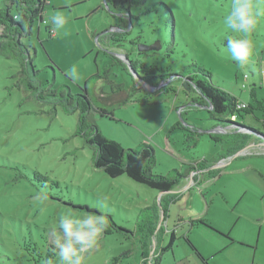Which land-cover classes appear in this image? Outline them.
I'll return each instance as SVG.
<instances>
[{
  "label": "rangeland",
  "instance_id": "obj_1",
  "mask_svg": "<svg viewBox=\"0 0 264 264\" xmlns=\"http://www.w3.org/2000/svg\"><path fill=\"white\" fill-rule=\"evenodd\" d=\"M45 1L44 19L50 27L54 12H62L68 19L61 31L52 28L53 38L43 22L35 24L29 43L36 51L34 64L41 71L38 79L43 85L49 83L55 89L65 85L73 93H80L91 76L111 68L109 74L103 70L101 78L88 83L95 106L92 116L103 135L124 148H138L145 142L152 145L157 156L156 174L166 175L172 169L185 171L193 159L211 163L212 169L210 165L199 168L197 164L196 169L202 170L193 176L197 184L201 174L207 178L214 171L219 174L242 150L259 144L251 142L233 156H220L222 151L216 153L223 143L212 140L210 134H226L231 129H210L208 110L190 101L194 90L181 83H165L155 89L135 88L129 69L125 68V58L119 54L122 63H116L111 57L114 54L103 49V45H109L107 39L101 36L98 40L99 34L116 31L119 21L104 9L105 0ZM5 2L0 0V6ZM231 3L232 0H148L132 9V15L139 19L132 21L129 40L156 49L138 55L139 48L131 42L123 48L129 51L130 61L137 58L170 73L182 72L192 63L202 66L211 72L209 80L214 85L241 101L251 100L252 88L264 98V17L251 33L253 53L248 65L241 68L226 48L228 38L234 35L223 24ZM72 67L79 73L77 81L67 76ZM19 71L16 60L0 56V264H36L26 243L46 250L49 244L57 246L62 242L58 227L61 213L80 218L92 215L103 220L100 215L109 214L125 230L107 235L102 227L95 243L82 253L84 264H113L114 258L128 252L131 255L121 264H140L139 240L134 235L138 213L159 202L161 192L126 175L111 178L97 169L93 149L75 135L79 114L69 115L61 108L57 116L50 114V106L41 105L24 87L16 86ZM118 85L123 88L122 93L114 92ZM127 96L129 102L119 106ZM145 96H151L153 103L133 102ZM176 106L185 108L177 110ZM100 108L113 112L114 119L102 117L97 110ZM182 113L187 124L205 133L197 136L193 135L195 131L190 134L174 130L169 145V125L181 120ZM240 120L258 125L249 116ZM186 135L196 141H187ZM258 150L255 147L251 152ZM36 172L49 181L35 178ZM212 191L219 193L216 187ZM55 264H59L58 257Z\"/></svg>",
  "mask_w": 264,
  "mask_h": 264
},
{
  "label": "trees",
  "instance_id": "obj_2",
  "mask_svg": "<svg viewBox=\"0 0 264 264\" xmlns=\"http://www.w3.org/2000/svg\"><path fill=\"white\" fill-rule=\"evenodd\" d=\"M147 2L148 0H105L107 7L104 9L112 17L118 18L119 21L116 25V31L99 34L98 40L100 41L101 36L107 39V44L109 45H103V49L108 54H114L111 57L116 63L121 62L119 54L126 61H130L129 51L127 52L123 48L125 44L131 42L138 48L141 46L138 42L129 40L132 35V21L139 19V17L132 15V9ZM45 4V0H6L5 4L0 6V56L14 59L18 62L20 71L18 73L19 81L16 86L24 87L41 105L50 106L49 113L52 115L57 116L59 108L69 115L78 113L79 123L75 135L80 136L85 145L93 149L94 166L111 178L126 175L133 181L147 185L161 193L173 192L175 189L180 188L187 175L176 169L169 171L166 175L156 174L154 170L157 166V156L156 150L152 145L145 142L140 144L138 148H124L120 143L104 136L98 127L92 116L95 106L88 91V83L93 79L101 78L103 72L104 74H109L111 68L106 67L103 69L104 71L99 70L97 74L91 76L85 82L80 93H73L65 85L55 89L49 83L43 85L40 82L38 76L41 71L36 70L34 64L36 51L34 45L29 43V40L34 35L35 24L37 22H46L44 19ZM50 36L53 38L51 34ZM33 50L34 54H32ZM115 55L119 59H116ZM138 55H147V53H142L138 49ZM130 62L132 67L128 66L126 62L125 68L129 69L128 71L132 76L135 88L155 89L165 83H172L173 85L181 83L182 86L194 90L195 96H192L190 101L193 105L208 110L209 122L213 125V129L218 127L231 129L226 134H210L212 140L223 143V150L220 156H233L253 141L255 143L264 142V98L258 95L255 88L250 90L251 100L244 102L237 96L214 85L209 80L211 72L195 63L184 67L182 72L170 73L166 70H161L157 65H147L146 62L137 60V58ZM107 81L109 83L112 82L109 79ZM122 91L123 88L118 85L117 91L114 92L122 93ZM173 91L177 93V90ZM129 100L130 98L127 96L123 103L119 102V106L128 103ZM133 102H138L141 105L151 104L148 96L136 98ZM243 103H245V106H242ZM97 110L102 117L114 119L113 112L105 108ZM179 116L181 120L176 121L171 127L170 132L167 134V139L170 138V133L177 129L188 131L190 134L194 132L193 128L190 129V127L186 126L187 120L184 118L183 113L179 114ZM246 116L254 118L258 125L254 126L247 124L244 120H240V118L244 119ZM223 135L226 137H223ZM191 140L194 141L195 138L188 135L187 141ZM209 165L211 166V163ZM209 165L204 160L198 162L199 168ZM195 169L196 167H192L191 171ZM215 175L214 171L211 176ZM35 178L46 182L49 181L48 177L38 172L35 173ZM53 184L58 185L57 182H53ZM170 199L172 200V198ZM169 201H166L165 196H162L159 202L141 209L138 213L134 235L139 238L142 247L143 261L141 264H149L150 262L151 264H160L161 254L172 248L175 242V235L172 234L168 245L162 247V249L159 248L163 232L161 227L160 229L158 228L160 221L167 218ZM100 216L105 221L103 226L105 234L110 235L115 231H125L115 223L112 215L101 214ZM194 223L203 224L204 221L198 220ZM30 244H33L32 248L26 243V250L33 262L36 264H49L50 261L51 264H55L57 257L55 255L57 251L56 245L51 243L46 250H43L37 244L32 242ZM130 255L131 252L125 253L114 258L112 263L118 264ZM150 258H152L151 261Z\"/></svg>",
  "mask_w": 264,
  "mask_h": 264
},
{
  "label": "crops",
  "instance_id": "obj_3",
  "mask_svg": "<svg viewBox=\"0 0 264 264\" xmlns=\"http://www.w3.org/2000/svg\"><path fill=\"white\" fill-rule=\"evenodd\" d=\"M47 25L50 27L48 22ZM173 125H169L168 133ZM186 126L193 128L197 136L205 133H199L196 126ZM208 126L213 129L210 122ZM171 134L169 139L166 135L169 145ZM222 150L223 147L216 154ZM198 162L189 161L187 169L180 172L187 176L202 173L197 169L191 171ZM200 176V182L188 189L160 193L159 199L165 196L170 201L167 218L162 220L159 248L168 245L172 234L176 238L172 248L161 254L160 264H264V156H237L219 174ZM214 187L220 195L212 191ZM198 220L204 223H194ZM139 251L141 264L140 240Z\"/></svg>",
  "mask_w": 264,
  "mask_h": 264
},
{
  "label": "clouds",
  "instance_id": "obj_4",
  "mask_svg": "<svg viewBox=\"0 0 264 264\" xmlns=\"http://www.w3.org/2000/svg\"><path fill=\"white\" fill-rule=\"evenodd\" d=\"M262 17H264V0H232L230 10L223 17L226 29L234 34L228 38L227 52L241 68L248 65L253 53L251 33ZM67 19L59 11L50 15V23L55 31L64 29ZM67 76L73 81L80 79L75 67L67 70ZM104 223L102 218L92 215L80 218L61 213L58 227L63 234V240L57 243L55 253L59 264H84L82 253L86 247L95 243V237Z\"/></svg>",
  "mask_w": 264,
  "mask_h": 264
},
{
  "label": "built area",
  "instance_id": "obj_5",
  "mask_svg": "<svg viewBox=\"0 0 264 264\" xmlns=\"http://www.w3.org/2000/svg\"><path fill=\"white\" fill-rule=\"evenodd\" d=\"M46 28L49 27L47 25V22H44ZM49 31V33L53 36L54 34V31L52 28L49 27V29H47ZM150 89V88H149ZM242 106H245V103L242 104ZM255 147H257L259 150L258 151H255V152H251L252 149H254ZM257 150V149H256ZM247 155H263L264 156V145L262 144H256V145H250L248 146L247 148H245L244 150H242L238 156H247ZM195 173H192L190 176H187L185 181H184V184L179 188L180 190L182 189H188L190 187H192L194 181H193V176H194ZM161 225H162V221H161ZM152 260V258H150V261ZM151 264V262L149 263Z\"/></svg>",
  "mask_w": 264,
  "mask_h": 264
},
{
  "label": "water",
  "instance_id": "obj_6",
  "mask_svg": "<svg viewBox=\"0 0 264 264\" xmlns=\"http://www.w3.org/2000/svg\"><path fill=\"white\" fill-rule=\"evenodd\" d=\"M106 4V3H105ZM106 7H107V5H105ZM99 37V36H98ZM156 49V46H147V45H141L140 47H139V50L140 51H148V50H155ZM127 64H128V66H130V67H132V64H131V62L130 61H127ZM215 131H216V129H214ZM260 144H262V145H264V142H262V143H260ZM218 167V166H217ZM185 179H186V177H185ZM184 179V180H185ZM166 193H169V192H164V193H161V195H164V194H166ZM162 221V220H161ZM161 221H160V224H159V227H161ZM159 229V228H158ZM152 253H154V252H152Z\"/></svg>",
  "mask_w": 264,
  "mask_h": 264
}]
</instances>
